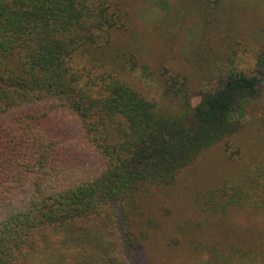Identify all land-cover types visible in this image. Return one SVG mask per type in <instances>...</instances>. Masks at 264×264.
Masks as SVG:
<instances>
[{
	"label": "trees",
	"instance_id": "16d2710c",
	"mask_svg": "<svg viewBox=\"0 0 264 264\" xmlns=\"http://www.w3.org/2000/svg\"><path fill=\"white\" fill-rule=\"evenodd\" d=\"M122 21L101 0H0V264H143L135 223L152 188L228 145L264 92L233 70L195 105L171 75L180 104L164 109L91 55ZM205 249L206 264H264V239Z\"/></svg>",
	"mask_w": 264,
	"mask_h": 264
},
{
	"label": "rangeland",
	"instance_id": "374dc122",
	"mask_svg": "<svg viewBox=\"0 0 264 264\" xmlns=\"http://www.w3.org/2000/svg\"><path fill=\"white\" fill-rule=\"evenodd\" d=\"M123 15L90 47L97 63L115 71L164 109L171 75L185 81L197 104L230 71L264 78V0H101ZM242 129L204 151L171 186L152 188L136 217L143 264H206L205 247L256 249L264 239V92L247 108ZM237 193L240 205L222 209Z\"/></svg>",
	"mask_w": 264,
	"mask_h": 264
}]
</instances>
